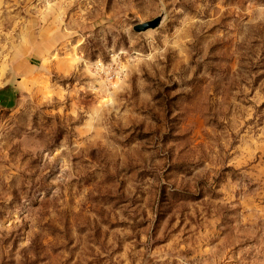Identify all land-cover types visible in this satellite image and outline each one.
<instances>
[{
	"label": "rangeland",
	"instance_id": "1",
	"mask_svg": "<svg viewBox=\"0 0 264 264\" xmlns=\"http://www.w3.org/2000/svg\"><path fill=\"white\" fill-rule=\"evenodd\" d=\"M0 264H264V0H0Z\"/></svg>",
	"mask_w": 264,
	"mask_h": 264
},
{
	"label": "water",
	"instance_id": "2",
	"mask_svg": "<svg viewBox=\"0 0 264 264\" xmlns=\"http://www.w3.org/2000/svg\"><path fill=\"white\" fill-rule=\"evenodd\" d=\"M159 20L158 19H154L152 21L143 23V24H138L134 27V30L136 32H143L149 29H154L157 27Z\"/></svg>",
	"mask_w": 264,
	"mask_h": 264
}]
</instances>
